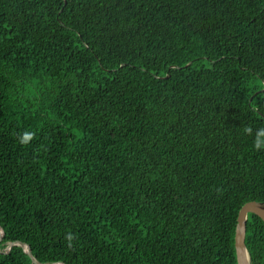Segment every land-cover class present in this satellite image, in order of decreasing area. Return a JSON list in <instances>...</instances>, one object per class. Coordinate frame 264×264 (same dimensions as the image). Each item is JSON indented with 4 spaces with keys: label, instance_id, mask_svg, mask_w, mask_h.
<instances>
[{
    "label": "trees",
    "instance_id": "obj_1",
    "mask_svg": "<svg viewBox=\"0 0 264 264\" xmlns=\"http://www.w3.org/2000/svg\"><path fill=\"white\" fill-rule=\"evenodd\" d=\"M245 126L264 0H0V264H238L264 202ZM246 246L264 264L254 213Z\"/></svg>",
    "mask_w": 264,
    "mask_h": 264
},
{
    "label": "water",
    "instance_id": "obj_2",
    "mask_svg": "<svg viewBox=\"0 0 264 264\" xmlns=\"http://www.w3.org/2000/svg\"><path fill=\"white\" fill-rule=\"evenodd\" d=\"M254 213L260 216L264 221V202L261 201H250L243 205L239 212L237 228H236V237H235V244H236V252H237V261L238 264H251L250 262V253L246 246V235H247V225H248V214ZM4 231L0 226V241L3 239ZM15 243L22 244L26 252L31 254V247L28 244H24L22 242H11L8 249L10 250L12 245ZM35 263L37 264H44L38 262L34 259ZM51 264H64L61 262L58 263H51Z\"/></svg>",
    "mask_w": 264,
    "mask_h": 264
},
{
    "label": "clouds",
    "instance_id": "obj_3",
    "mask_svg": "<svg viewBox=\"0 0 264 264\" xmlns=\"http://www.w3.org/2000/svg\"><path fill=\"white\" fill-rule=\"evenodd\" d=\"M243 131L247 135H254L253 144L256 150L259 151V150L264 149V127H260L256 129L255 132L253 133V128L251 126H245ZM33 138H34V133L30 131H26L19 138V142L22 145H27ZM65 239L68 242V247L71 248L72 242L75 239L74 234L69 231L68 233H66Z\"/></svg>",
    "mask_w": 264,
    "mask_h": 264
}]
</instances>
